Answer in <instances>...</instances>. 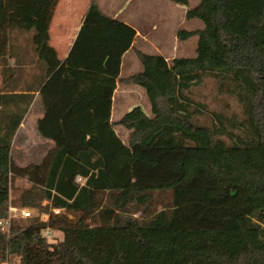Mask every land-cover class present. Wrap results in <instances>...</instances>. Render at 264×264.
Returning <instances> with one entry per match:
<instances>
[{
	"label": "trees",
	"instance_id": "1",
	"mask_svg": "<svg viewBox=\"0 0 264 264\" xmlns=\"http://www.w3.org/2000/svg\"><path fill=\"white\" fill-rule=\"evenodd\" d=\"M198 1L186 18L203 27L177 32L198 37L196 56L170 62L137 50L142 71L122 78L137 31L95 1L61 61L49 44L58 0H0V56L10 30L32 33L50 77L38 131L55 143L41 164H14L13 137L33 95L9 109L20 94H0V220L17 177L32 183L31 205L41 207L0 230V264H264V0ZM209 73L245 106L243 132L230 141L224 124L194 120L188 90ZM118 82L143 87L152 114L135 106L112 122ZM117 124L130 131L128 143ZM51 207L76 218L51 212L42 220ZM48 228L63 238L51 242Z\"/></svg>",
	"mask_w": 264,
	"mask_h": 264
},
{
	"label": "rangeland",
	"instance_id": "2",
	"mask_svg": "<svg viewBox=\"0 0 264 264\" xmlns=\"http://www.w3.org/2000/svg\"><path fill=\"white\" fill-rule=\"evenodd\" d=\"M102 0H98L97 3ZM121 2L125 9V14L131 15V20L134 23L140 25L144 31H150L151 37L155 42L157 48L153 45H148L144 48V51L149 54H159L161 52L166 53L170 58L168 61H172L175 57H194L196 56V48L198 37H191L187 40H179L177 32L179 29H196V23L191 22L186 18H182V11L173 10L174 7L180 6L172 0H117ZM198 0H190V6L193 7L198 4ZM179 8V7H177ZM181 12V14H179ZM197 20L201 26L203 23L200 19ZM138 25V26H139ZM155 27L152 30L151 27ZM150 28V29H149ZM139 46V45H137ZM170 49L171 51H167ZM169 52V53H168ZM128 56L134 58L135 63L143 69L142 63L139 60L137 54L132 50ZM135 69V68H132ZM128 69L125 68L124 72L127 73ZM137 71V70H133ZM17 83V82H15ZM145 96L147 103L137 104L147 107L151 110V105L148 96L144 89L140 87ZM122 89L116 97V103L120 102L122 97ZM188 95L191 97L192 109H198L199 113H196L194 120L197 124L212 126L213 124L226 126V134L222 135L227 141H230L231 137L236 134H242L240 124L246 120L245 106L240 100L239 96L232 92L230 89L222 85L220 78L213 74H205L200 84L191 87L188 90ZM132 97V98H131ZM127 99L120 111H114L113 118L118 119L125 113L130 111L129 105L134 104V101L140 99L135 98L132 95ZM134 98V99H133ZM137 99V100H136ZM34 114V111L32 112ZM123 133L121 134L123 139L128 143V129L124 126L119 125ZM121 130V131H122ZM38 130L34 126L26 125L21 126L15 135L12 143L11 158L14 164L19 166V163H33L37 160L34 154L37 152L39 147V141L37 140ZM127 137V138H126ZM41 144V143H40ZM31 186L32 183L27 181L26 178L17 177L12 180L11 183V205L17 207H29L33 210L34 215L41 211V207L32 206L31 204L36 202L31 198ZM47 201H43L42 205L46 204ZM137 207L134 205L130 211L134 213V216H141L140 212L136 211ZM51 208L42 214L51 213ZM67 214L71 219L76 218V213H66L62 211L61 214ZM64 234L61 231L54 230L53 236L49 238L51 242L62 239ZM19 258L14 257L9 264H18Z\"/></svg>",
	"mask_w": 264,
	"mask_h": 264
},
{
	"label": "crops",
	"instance_id": "3",
	"mask_svg": "<svg viewBox=\"0 0 264 264\" xmlns=\"http://www.w3.org/2000/svg\"><path fill=\"white\" fill-rule=\"evenodd\" d=\"M93 1L97 3L98 0H58L53 18L50 23L49 44L57 51L61 61H65L69 56V53L82 27L86 13ZM97 4L100 6L104 13L131 25L137 31L132 47L128 51H126L122 57L120 77L124 78L142 71L140 67L135 63L134 58L128 55L132 50H134L136 54L137 50L145 52L144 48L148 45H153L155 48H157L154 40L151 37L150 31L148 32L142 30L139 24L134 23V21L131 20L132 18L130 14L124 15L125 9L122 5H120L121 2L117 0H102ZM189 6L190 5H180L174 7L173 10L180 9L182 11V18H186V12ZM179 14H181V12ZM188 20L196 23V29L203 27L195 19ZM151 29L155 30L156 28L153 26L151 27ZM167 51L170 52L171 50L168 49ZM159 54H162L167 60L168 58H170L168 55H166V53L161 52ZM125 68L128 69L127 73L124 72ZM49 78L50 77H47L45 63L39 58V55L33 45L32 33L19 29L10 30L8 32L4 54L0 56V94H20V97H18L19 102L16 105H13L10 102V104L7 106L9 109H22L26 107L25 94L33 95V99L24 112L22 121L15 135L17 134L19 128L24 125H26L27 128H29V126H34L38 130V121L44 117L46 112V104L41 90L45 83L49 80ZM140 87L141 86L134 84L128 85L121 82L117 83L112 103V122L119 121L125 115H122V117L118 119L113 118L114 111H120V109L123 107L124 102L132 95H134L135 98H139L140 101L136 99L137 101H134V104L132 106L131 104L129 105V110H131L137 104L147 103L145 100L144 92ZM120 89H122L121 92L123 95L120 99V102L116 103V97ZM141 107L147 115L150 116L152 114V111L147 107ZM0 109H2V105H0ZM33 111L34 114H32ZM1 122L2 116L0 113V123ZM115 130L123 140V142L126 143L121 135L123 133V130L119 126V124L115 126ZM129 132L128 134L125 133V136H129ZM38 133L39 134L37 135V140L39 141V147L37 149V152L34 154V157H36L37 160L29 164L19 163V166L26 167L31 164H41L43 160L54 150V141L41 135L39 131ZM15 135L13 139L15 138ZM27 181L29 180L27 179Z\"/></svg>",
	"mask_w": 264,
	"mask_h": 264
},
{
	"label": "built area",
	"instance_id": "4",
	"mask_svg": "<svg viewBox=\"0 0 264 264\" xmlns=\"http://www.w3.org/2000/svg\"><path fill=\"white\" fill-rule=\"evenodd\" d=\"M80 179L81 178H79V180ZM50 211L53 212L56 215H59V214H61L62 211H64V209L63 208L51 207ZM18 216H21L23 218H31V217L34 216V212L29 207H17V206L10 205L8 217L5 218V219L0 220V230L2 232H6V233L9 232L10 228H11V225H12L13 219L15 217H18ZM41 218H42V220L47 221V220H49L50 215L49 214H43ZM46 235L51 237V235H52L51 229L48 228L46 230ZM4 264H9V263L6 262Z\"/></svg>",
	"mask_w": 264,
	"mask_h": 264
}]
</instances>
